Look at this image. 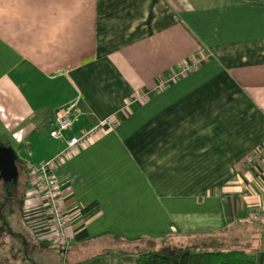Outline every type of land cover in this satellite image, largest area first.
Returning a JSON list of instances; mask_svg holds the SVG:
<instances>
[{
    "label": "crops",
    "instance_id": "obj_1",
    "mask_svg": "<svg viewBox=\"0 0 264 264\" xmlns=\"http://www.w3.org/2000/svg\"><path fill=\"white\" fill-rule=\"evenodd\" d=\"M99 124L52 170L61 244L26 167ZM0 133L20 164L0 188V264H137L219 251L216 236L264 264L249 217L264 213V0H0Z\"/></svg>",
    "mask_w": 264,
    "mask_h": 264
},
{
    "label": "built area",
    "instance_id": "obj_2",
    "mask_svg": "<svg viewBox=\"0 0 264 264\" xmlns=\"http://www.w3.org/2000/svg\"><path fill=\"white\" fill-rule=\"evenodd\" d=\"M197 61L192 60L180 66L176 76H183L192 71L197 66ZM71 119L66 113H60L55 117L57 130L51 134L52 137L62 140L61 132L68 130L71 126ZM101 125L92 129L83 130L77 135L63 141V148L51 159L37 165L27 166L29 177L41 190L45 201V217L50 227L51 237L64 244L67 242L68 216L60 199L56 181L52 176L53 167L68 159L79 148L87 145L100 132ZM251 157H248V161ZM264 195V192H263ZM252 222H264V213L254 211L250 214Z\"/></svg>",
    "mask_w": 264,
    "mask_h": 264
},
{
    "label": "trees",
    "instance_id": "obj_3",
    "mask_svg": "<svg viewBox=\"0 0 264 264\" xmlns=\"http://www.w3.org/2000/svg\"><path fill=\"white\" fill-rule=\"evenodd\" d=\"M38 244L44 245L43 242ZM137 264H254V260L252 256L237 250L195 252L182 248L162 247L156 251L139 253Z\"/></svg>",
    "mask_w": 264,
    "mask_h": 264
},
{
    "label": "rangeland",
    "instance_id": "obj_4",
    "mask_svg": "<svg viewBox=\"0 0 264 264\" xmlns=\"http://www.w3.org/2000/svg\"><path fill=\"white\" fill-rule=\"evenodd\" d=\"M3 135L0 133V145L1 144H3V142H4V137H2ZM9 140V139H8ZM9 142V144L10 145H7V146H9V147H11V148H14L13 147V143L11 142V141H8ZM26 155H24V159L26 158L25 157ZM26 160V159H25ZM16 164V167L18 166V168H19V158H17V160H16V162H15ZM19 173H20V175H19ZM20 176H21V172H20V170L18 169V182H19V180H20ZM7 183H9V182H7ZM6 183L5 182H3V181H0V188H2L4 185H5ZM9 187V186H8ZM10 190V189H9ZM11 191V190H10ZM10 207V206H9ZM4 209V208H3ZM3 209H0V212L3 210ZM18 211V206L16 205V206H12V209L11 210H9V211H6V212H9V214H11L10 215V217H12L13 216V213L14 212H17ZM12 222H13V225H14V227H10L11 228V230H13V232H16V230H17V228H16V226H15V218L14 217H12ZM225 235V234H224ZM216 239H218V250H219V252H226V251H228L229 250V246L230 245H233V244H235V242L236 241H232V242H230V240L228 239V238H225V236H216L215 237ZM10 239H12L11 240V242L9 243L10 244V246L11 245H13V243H14V237H10ZM206 241H208V239H206ZM139 250H143V249H139ZM43 253H45V252H43ZM32 257H33V261L34 262H25L24 261V263H22V264H54L53 262L52 263H50V261L51 260H48L49 259V257H51V256H48L47 254H36V253H33V255H32ZM54 259V258H53Z\"/></svg>",
    "mask_w": 264,
    "mask_h": 264
},
{
    "label": "water",
    "instance_id": "obj_5",
    "mask_svg": "<svg viewBox=\"0 0 264 264\" xmlns=\"http://www.w3.org/2000/svg\"><path fill=\"white\" fill-rule=\"evenodd\" d=\"M16 154L9 146L0 147V181L13 182L16 179Z\"/></svg>",
    "mask_w": 264,
    "mask_h": 264
}]
</instances>
